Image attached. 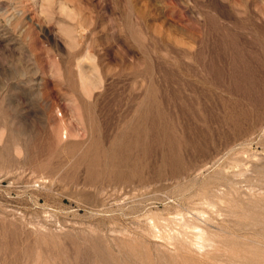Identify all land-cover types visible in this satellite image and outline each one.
Listing matches in <instances>:
<instances>
[{"label":"rangeland","instance_id":"1","mask_svg":"<svg viewBox=\"0 0 264 264\" xmlns=\"http://www.w3.org/2000/svg\"><path fill=\"white\" fill-rule=\"evenodd\" d=\"M0 264H264V0H0Z\"/></svg>","mask_w":264,"mask_h":264},{"label":"bare ground","instance_id":"2","mask_svg":"<svg viewBox=\"0 0 264 264\" xmlns=\"http://www.w3.org/2000/svg\"><path fill=\"white\" fill-rule=\"evenodd\" d=\"M82 37H83V35H81ZM78 65V67H80L81 68V70H82V64L81 63H78L77 64ZM81 79H82V77H81ZM84 84V83H83ZM85 85V84H84ZM83 85V86H84ZM149 129H150V127H149ZM109 165V164H108ZM202 214V213H201ZM220 215V214H219ZM202 221V220H201ZM197 232V231H196ZM171 235V234H170ZM179 235V234H178ZM177 237V236H176ZM203 237V236H202ZM201 239V238H200ZM174 242V241H173Z\"/></svg>","mask_w":264,"mask_h":264}]
</instances>
